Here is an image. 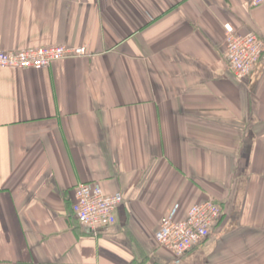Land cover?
Segmentation results:
<instances>
[{"label": "crops", "instance_id": "obj_1", "mask_svg": "<svg viewBox=\"0 0 264 264\" xmlns=\"http://www.w3.org/2000/svg\"><path fill=\"white\" fill-rule=\"evenodd\" d=\"M250 0H0V49L87 55L0 68V264H264V53L226 66L224 25L264 43ZM121 193L91 231L74 189ZM222 217L178 262L154 238L172 207Z\"/></svg>", "mask_w": 264, "mask_h": 264}, {"label": "built area", "instance_id": "obj_2", "mask_svg": "<svg viewBox=\"0 0 264 264\" xmlns=\"http://www.w3.org/2000/svg\"><path fill=\"white\" fill-rule=\"evenodd\" d=\"M251 7L264 0H250ZM225 61L236 81L249 76L264 53V43L253 33L240 34L230 24L224 25ZM85 48L50 45L16 51L0 49V68L14 70H43L51 64L86 56ZM121 193H105L97 183H80L74 189L72 212L77 222L91 231L115 223V211L122 203ZM221 206L212 199L192 205L184 218L172 206L160 219L154 238L176 256L178 262L194 246L206 241L212 228L221 219Z\"/></svg>", "mask_w": 264, "mask_h": 264}, {"label": "trees", "instance_id": "obj_3", "mask_svg": "<svg viewBox=\"0 0 264 264\" xmlns=\"http://www.w3.org/2000/svg\"><path fill=\"white\" fill-rule=\"evenodd\" d=\"M226 63V62H225ZM85 183H88V182H85ZM205 201V200H204ZM203 202V201H202ZM198 203H201V202H198ZM198 203H194V204H198ZM218 203V202H217ZM194 204H192V205H194ZM219 204V203H218ZM192 205H190L187 209H186V211L184 212V214H181L180 215V211H179V209H178V214H179V217L180 218H184L185 217V215H186V212L188 211V209L192 206ZM220 205V204H219ZM222 209V208H221ZM222 217V216H221Z\"/></svg>", "mask_w": 264, "mask_h": 264}]
</instances>
